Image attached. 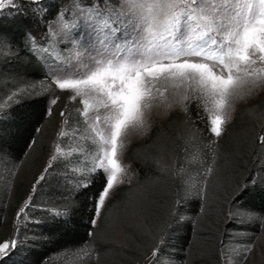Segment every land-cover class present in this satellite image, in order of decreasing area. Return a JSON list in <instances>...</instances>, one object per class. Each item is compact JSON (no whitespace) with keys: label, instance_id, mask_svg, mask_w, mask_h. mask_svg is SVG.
<instances>
[{"label":"snow or ice","instance_id":"6c2138e0","mask_svg":"<svg viewBox=\"0 0 264 264\" xmlns=\"http://www.w3.org/2000/svg\"><path fill=\"white\" fill-rule=\"evenodd\" d=\"M72 6L71 19L65 15L68 8L61 9L46 22L39 38L26 31L18 43L11 35L0 33V60L10 64L23 50L42 73L39 79L26 72L0 73V120H15L18 105L26 98L42 97L48 105L45 117L51 116L52 106L60 99L58 91L77 102L82 119L76 121V131L83 127L80 135L90 147L62 151L58 142L31 192L57 168L84 175V179L71 181L77 189L93 187L99 179L83 209L91 228L83 239L55 253L89 259L98 222L103 223L116 201L132 190L127 163L130 145L135 137L148 134L157 114L179 107L187 120L191 105L186 102H194L197 115L204 113L209 136L205 146L213 149L227 133L234 114L264 92V0H72ZM5 10L19 14L17 0H0V14ZM5 99L12 102L4 106ZM66 134L61 130L59 137ZM258 140L264 145V133ZM34 143L32 140L29 147ZM7 158L0 149V162ZM81 160L88 165L75 169ZM215 164L213 151L210 161L205 162L203 179L196 183L193 176L185 199H203ZM248 183L255 184V173ZM7 187L10 190L11 179ZM32 201L30 194L16 220L31 221L39 228L45 221L28 215L36 207ZM83 210L54 204L47 209L46 222L67 224ZM239 211L258 219L264 229V209ZM229 214H233L231 210ZM19 231L17 224L14 236L0 243V258L24 243ZM31 237L36 242L49 239L46 230L33 231ZM252 246L246 243L240 259L235 260L230 255L234 246L222 238L218 259L222 264H243ZM159 252V248L154 249L152 256Z\"/></svg>","mask_w":264,"mask_h":264},{"label":"trees","instance_id":"16d2710c","mask_svg":"<svg viewBox=\"0 0 264 264\" xmlns=\"http://www.w3.org/2000/svg\"><path fill=\"white\" fill-rule=\"evenodd\" d=\"M70 1L40 0L38 4H33L29 0H21L18 2L19 14L15 11L9 14L7 11L0 15V33L11 35L18 43L26 31L37 36L44 32L46 22L56 16L62 4ZM21 53L19 59L10 64L0 60V73L26 72L39 79L42 73L36 61L29 62L23 50ZM57 94L60 99L52 106L51 116L45 117L48 105L42 97H36L26 98L18 105L15 120H0V149L8 154V158L0 162V231L6 232L8 236L13 235L16 213L30 194L32 202L44 209L59 204L61 207L83 210L99 186L97 178L93 187L59 197L54 196L55 192L50 193L53 183L46 185L45 179L36 184L34 193L31 192L52 153V140L62 119L60 112L66 115L78 107L76 101L67 98V93L58 91ZM11 102L5 99L4 106ZM189 104L187 120L183 111L171 112L163 124L152 127L147 136L130 145L127 163L136 173V180L131 184L132 190L109 209L104 222H98L92 238L97 247L102 246L105 232L111 227L113 219L135 218L139 211L137 202L143 192L146 195L141 202V209L146 220L145 227L151 233H157L162 240L160 252L155 258L157 260H171L173 264H222L218 259L222 238L226 237L234 246L235 250L230 255L235 260L240 259L239 253L244 245L253 242L255 231L251 225L260 222L239 209H264V163H261L264 161V145L258 140L259 135L264 133V96L250 100L234 114L227 133L213 149L205 146L209 136L205 131L203 111L198 116L194 102ZM32 140L35 143L29 147ZM142 145L146 146L138 147ZM213 151L216 156L214 177L203 199L194 196L185 199V192L190 190L188 181L191 173L205 167ZM253 173L254 185L248 183ZM9 179L10 190L7 187ZM45 187L50 191L43 192ZM222 197L226 199L223 202L220 199ZM200 203L206 204L208 214L199 221V225H195L193 216ZM230 210L233 213L231 215ZM42 213L34 211L32 216L45 222L39 228L34 224L29 230H20L18 235L24 243L0 264H59V256L65 253L56 255L57 250L83 239L91 228L87 223L86 210L77 212L69 223L56 226L46 222L48 215ZM226 213L229 220L224 223ZM249 217L252 218L251 222ZM158 223L161 225L159 229L156 227ZM44 230L49 235L47 241H32L33 231ZM137 245L131 251L128 264H145V259L156 247L155 243Z\"/></svg>","mask_w":264,"mask_h":264},{"label":"rangeland","instance_id":"374dc122","mask_svg":"<svg viewBox=\"0 0 264 264\" xmlns=\"http://www.w3.org/2000/svg\"><path fill=\"white\" fill-rule=\"evenodd\" d=\"M19 1L21 0H17V3ZM81 2H87V1H81ZM65 7L68 8V11L65 13L66 18L71 19V14L72 11L74 10L72 6V1L62 4L60 10ZM5 12H7V10H5L3 13ZM42 34L43 32L38 33L37 37L39 38ZM258 96H264V92H261L260 94L254 96L251 100L257 98ZM89 102L91 103L92 101ZM175 111L181 112L182 110L179 107H177L174 108L172 111L168 112L167 114H163V113L157 114L154 117V122L152 123V127L163 124L167 116L171 112H175ZM78 119H82V117H80V114L78 112V107H76L74 111H69L64 117H62V119L59 122L58 131L52 140V150L57 146L58 142L62 145V151H69V150L74 151L79 149L81 146L90 147L88 142L83 140L80 135V133L84 131L83 127L81 126L79 133L76 131V121ZM61 130H64L67 133L63 138L59 137V132ZM145 136L135 137L132 143L143 139ZM49 160L50 157L48 159V163ZM88 163L89 162L86 160H81L80 163H76L74 167L75 169L79 170L81 168H85L88 165ZM203 170L204 167H202L199 172L194 171L193 173H191L190 175L191 177L188 181L189 187L193 182L192 180L193 176H195L196 183H199L203 179L202 177ZM65 172H67V175H65ZM128 175L131 180V184L135 182L136 173L132 171L130 167H129ZM213 177H214V171L211 174V176L207 178V186L204 190L203 195L206 193L207 187L210 184ZM84 178H85L84 175H80L79 171L72 172V171H68L67 169L57 168V170L52 172L50 176H47L45 180L46 185L47 183L49 184V182L53 183L51 185L53 187L52 191H50L48 187H45L43 189V192L45 193H47L48 191H50V193L55 192L53 193L54 196H59V197L70 196L71 194L79 190L71 183V181L73 179H84ZM145 195L146 194L143 192L142 196H140L141 199L140 200L137 199L138 200L137 208L139 209V211L137 212L133 220H117V219L112 220L111 227L109 228L108 231L105 232V235L103 237L102 246L97 247L95 244H92L90 246L92 249H94V252L89 259H79L78 258L79 254L73 256L71 253H65L59 256V264H128L130 263L129 259L131 256V251L132 249L137 248L138 246L137 243L143 244L145 246H149L151 245V243H155L156 247L154 249L159 248L160 245L162 244V240L159 239L157 233H151L150 230H148L145 227L146 220L143 218V211L141 209L142 208L141 202L145 199ZM220 199L222 200V202L226 200L223 197ZM201 204L202 203L198 204V208H197L198 211H196L193 216L194 218L193 221L195 222V225H199V221L203 219V217H206L208 214L207 212L208 208H206L205 203L202 204L203 211H200ZM47 209H44L43 207L37 205L36 207H33L29 210L28 215L33 217L32 214H34V211H42L43 212L42 215H44V213L48 215ZM186 210L188 211L189 207L186 208ZM33 218L35 219V217ZM35 220H37V218ZM228 220L229 217L228 214L226 213L223 218V222L225 223ZM251 220L252 218L249 217V222H251ZM17 224L20 225V230L22 229L29 230L31 228V225H34L33 222L25 221L24 219H21L20 221L15 220V224H14L15 231ZM251 224H249L248 227H250ZM251 226H252L251 229L255 231V237L252 242L253 245L252 249L250 252L247 253V259L244 260L243 264H264V229H262L261 223L256 225L255 222V225L254 226L251 225ZM156 227H158L157 229H159V227L161 228V225L158 223ZM15 231L12 236H8L6 232L0 231V243L4 242L5 240H10V238L14 236ZM5 235L7 236L6 238ZM154 249H152L150 255L145 259V264H157L158 261L160 262V264H164L165 261H168L165 259H158V260L155 259L156 257L152 256V252ZM12 251H13L12 249H9L10 254L12 253ZM242 252H240L239 255ZM10 254L6 258H8ZM6 258H0V263L5 261Z\"/></svg>","mask_w":264,"mask_h":264}]
</instances>
